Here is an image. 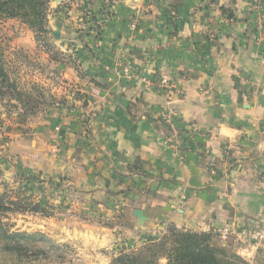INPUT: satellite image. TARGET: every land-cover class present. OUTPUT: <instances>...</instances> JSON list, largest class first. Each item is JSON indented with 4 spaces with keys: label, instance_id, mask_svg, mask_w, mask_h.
Here are the masks:
<instances>
[{
    "label": "crops",
    "instance_id": "1",
    "mask_svg": "<svg viewBox=\"0 0 264 264\" xmlns=\"http://www.w3.org/2000/svg\"><path fill=\"white\" fill-rule=\"evenodd\" d=\"M52 8V30L63 24L53 40L67 59L58 62V181L136 225L135 210L152 227L193 232L259 224L264 0H62ZM125 64L149 82L124 78ZM163 78L170 94L156 85ZM48 137L33 147L48 151Z\"/></svg>",
    "mask_w": 264,
    "mask_h": 264
},
{
    "label": "rangeland",
    "instance_id": "2",
    "mask_svg": "<svg viewBox=\"0 0 264 264\" xmlns=\"http://www.w3.org/2000/svg\"><path fill=\"white\" fill-rule=\"evenodd\" d=\"M48 1L43 32L21 19L0 21V59L10 78L0 90V197L8 206L15 204L0 220L11 233L47 239L37 243L44 253L16 258L0 250V264H118L122 252L161 240L170 226L146 223L139 228L118 211L99 212L102 207L93 209L66 178L58 181V62L67 59L58 56L51 33L52 3H58ZM50 71L52 75H47ZM46 133L52 147L42 152L32 142ZM225 246L236 255L231 260L235 264H264V243L255 252L253 245L237 238Z\"/></svg>",
    "mask_w": 264,
    "mask_h": 264
},
{
    "label": "trees",
    "instance_id": "3",
    "mask_svg": "<svg viewBox=\"0 0 264 264\" xmlns=\"http://www.w3.org/2000/svg\"><path fill=\"white\" fill-rule=\"evenodd\" d=\"M48 0H0V21L5 19H21L34 31L46 30ZM0 59V90L5 82L10 81L7 71ZM14 203L4 202L0 197V216L13 208ZM39 208L37 207L35 211ZM38 242H47L39 234L8 231L0 220V250L13 257L20 258L34 252L44 253L39 249ZM58 248L56 245H51ZM237 258L228 246L220 243L219 236L213 233L193 232L170 225L164 237L152 241L140 248L124 251L116 259L118 264H235Z\"/></svg>",
    "mask_w": 264,
    "mask_h": 264
},
{
    "label": "built area",
    "instance_id": "4",
    "mask_svg": "<svg viewBox=\"0 0 264 264\" xmlns=\"http://www.w3.org/2000/svg\"><path fill=\"white\" fill-rule=\"evenodd\" d=\"M121 74L128 80L135 79L141 80L143 82H149L147 78L139 79V77L133 73L132 68L128 64L122 65ZM156 85L159 88L166 90L168 94H170L173 88V86L170 84V79L168 78L161 79L156 83ZM173 117L174 113L172 110H169L163 114L164 120L170 125L172 124ZM173 140V138H170L166 140L165 144L170 145ZM211 233L217 234L219 236L220 242L224 245H226L232 238H237L238 240H245L256 247L264 243V217L255 227H240L237 223H229L221 230L213 231Z\"/></svg>",
    "mask_w": 264,
    "mask_h": 264
},
{
    "label": "water",
    "instance_id": "5",
    "mask_svg": "<svg viewBox=\"0 0 264 264\" xmlns=\"http://www.w3.org/2000/svg\"><path fill=\"white\" fill-rule=\"evenodd\" d=\"M58 4L62 2V0H56ZM63 24L56 21V29L52 30V36L55 39V41H60L61 39V31H62ZM134 217L137 219L138 227L143 228L146 223L148 222V218L144 215V212L141 210H135L133 213Z\"/></svg>",
    "mask_w": 264,
    "mask_h": 264
}]
</instances>
